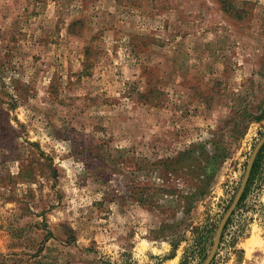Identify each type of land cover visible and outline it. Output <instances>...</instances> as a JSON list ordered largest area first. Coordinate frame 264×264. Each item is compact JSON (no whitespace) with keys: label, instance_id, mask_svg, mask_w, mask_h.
Segmentation results:
<instances>
[{"label":"rangeland","instance_id":"obj_1","mask_svg":"<svg viewBox=\"0 0 264 264\" xmlns=\"http://www.w3.org/2000/svg\"><path fill=\"white\" fill-rule=\"evenodd\" d=\"M263 134L264 0H0V264H201Z\"/></svg>","mask_w":264,"mask_h":264},{"label":"water","instance_id":"obj_2","mask_svg":"<svg viewBox=\"0 0 264 264\" xmlns=\"http://www.w3.org/2000/svg\"><path fill=\"white\" fill-rule=\"evenodd\" d=\"M263 144H264V134L256 142V144L252 148V150H251V152L247 158L245 168H244V172H243L242 178L240 180L239 186H238L228 208L226 209V211L224 212V214L222 215V217L220 218V220L216 226V229H215L214 234H213V239L211 242L210 249H209L205 259L203 260V262L201 264H209L211 262V260L213 259L214 254H215L217 247H218V244H219L221 231H222L226 221L232 215L234 209L236 208V205L239 201L241 193L243 192L244 186L246 184L248 174L250 172V168L252 166L253 160H254L257 152L259 151L260 147Z\"/></svg>","mask_w":264,"mask_h":264},{"label":"trees","instance_id":"obj_3","mask_svg":"<svg viewBox=\"0 0 264 264\" xmlns=\"http://www.w3.org/2000/svg\"><path fill=\"white\" fill-rule=\"evenodd\" d=\"M263 151H264V144L260 147L259 151L257 152V154L253 160V163H252V166L250 168V172L248 174V178H247L246 184L244 186L243 192L241 193L239 201H238L236 208L234 209L232 215L226 221V223H225V225L221 231L219 240H221L223 231L226 229L227 225L230 223L232 216L235 213H237V211L241 208V205L243 204L245 198L247 197L248 192L251 190V185L253 184V181L255 180V176L258 174L259 170L261 169L260 168V158H261ZM241 236H242V238H244L246 235L241 234Z\"/></svg>","mask_w":264,"mask_h":264}]
</instances>
